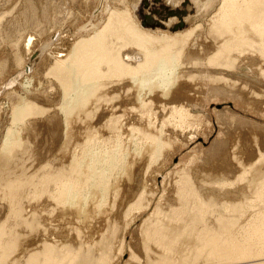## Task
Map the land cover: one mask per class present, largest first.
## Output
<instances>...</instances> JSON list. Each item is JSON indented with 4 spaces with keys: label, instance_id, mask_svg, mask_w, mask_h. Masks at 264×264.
Wrapping results in <instances>:
<instances>
[{
    "label": "rangeland",
    "instance_id": "rangeland-1",
    "mask_svg": "<svg viewBox=\"0 0 264 264\" xmlns=\"http://www.w3.org/2000/svg\"><path fill=\"white\" fill-rule=\"evenodd\" d=\"M221 2L222 0H0V264H23L24 261L28 262L27 257L34 255L36 251L39 253L43 250L44 253L42 248H48L50 251L54 248L50 256L52 262L54 258L57 260L54 259L52 264L58 261V264H74V262L78 264L79 261L81 264L84 261V264H95L98 260H101L102 264L105 262L160 264L161 261L163 264V260L167 262V259L168 264L184 262V264H223L225 261V264H230V261L231 264H235L236 262L232 261L238 262L236 258L242 259V257L238 252L235 253L236 255L233 253L237 248L233 246L236 250L233 251L232 245L228 246V249L231 248L232 253L235 256L238 254L240 258L232 257L234 259L232 260L230 256L228 257L231 259L226 257L232 254L228 253L231 250L224 248L229 241L232 244L231 240L234 239V245L236 241L239 240L238 243L242 241L241 246H245L248 240L252 241L253 245L256 244L257 237L261 236L257 234L264 229L262 226L263 228L258 229V232L257 226L253 224L256 223L261 227L264 221V54H257L264 39L262 42L260 40V43L259 37L252 33H248L245 38L239 28L237 29L238 25L229 28L233 29L236 26L230 30L231 32L229 30L225 32L226 25H222L221 18H218L221 24L217 21ZM181 9L185 13L181 15L183 19L179 20L174 12ZM168 11L171 14H166ZM113 12L114 16L122 12L123 15L118 14L122 22L118 19L120 23L115 22L116 26L110 22V25L116 28L109 31L106 28L105 32L109 34L105 37H110L112 40L119 36L115 40L128 42L129 46L126 44L124 49L125 44L113 39L111 43H115L109 45L111 51L108 49V52L111 53L108 55L113 52L115 56L112 54L108 62L107 60L105 62L113 66L115 59L121 58L118 62L123 61V64L129 67L126 66L128 69L126 67L125 69V65L120 63L113 67H105L107 65L102 61L100 71L104 74L99 73V79L96 78L95 86H98L94 89L96 91L83 104L84 107L75 104L77 107L74 105V112L69 115L63 108L73 94L66 99L62 98L63 89L59 86L57 74L53 75L56 72L54 70L60 60L68 59L71 48L78 38L92 36L90 34H94L93 31L102 29V26L108 23V16L114 14ZM127 12L130 19L137 22L140 28L152 33H159L162 29L161 24L164 25L165 30L171 28L169 30L171 32L187 31L195 25L199 27L187 41L191 45L186 46L182 51L183 55H180V60L172 72L171 77L175 79L169 85L161 83L162 85L157 86L156 83L152 86H139V83L131 78L135 73V76L137 73L140 74L133 66L141 62L142 54L138 51V44H135L137 49L134 48L133 44L137 43L136 36L132 37L133 35L127 33L130 29V25L125 24L126 18H129ZM163 15L165 17L162 18ZM152 16L158 21L157 25L147 27L143 21L150 20ZM215 16L216 18H213ZM172 21L174 24L171 23ZM211 21L214 25L220 24V27L212 26ZM121 23L127 26V34L123 31L126 27L122 29ZM180 23L184 24L182 29H173ZM211 27L215 28L214 31L213 28L210 29ZM117 28H120L117 30L118 34ZM121 29L125 34L120 33ZM218 29L222 32L217 31ZM236 30L241 37L237 35ZM110 31H115L113 32L115 36ZM214 32L218 33L214 34ZM231 34L238 38L236 42L235 36ZM213 35L217 37L214 38ZM251 35L255 37L252 38ZM125 36L131 37V40ZM242 37L246 40L241 39ZM247 39L250 40L248 43H246ZM138 41L140 43L139 38ZM130 42L133 43L132 46ZM228 42L232 43V46ZM247 44L250 45L246 48L240 46ZM113 46H117L119 52L124 54L116 53L117 49ZM218 48L222 52L216 51ZM217 52L223 53L220 54L221 56L215 55H218V59L213 57ZM117 54L120 56L117 57ZM209 57L211 61L208 60ZM116 65L123 68L118 67V70ZM59 67L60 64L57 68ZM153 80L152 82H158L156 79ZM20 103L29 105L32 114H28L24 121L14 125L11 113L16 106L22 105ZM66 114L69 116L67 117ZM10 125L18 132L16 133L19 139L14 143L15 145L3 149L5 134ZM155 142L160 144L161 149L158 147L157 150ZM113 153L117 154L119 161L116 167L106 173L109 175L106 180L108 183L105 185L106 192L105 186H103V194L101 190L92 193L93 188L89 192L90 190H87L90 188V182H87L89 177L85 174L86 176L82 175L80 178L76 176V171L81 168L80 170L85 172L86 169L83 170V167L88 166L89 157ZM97 169L101 170L99 167ZM74 179H79V191L84 198L87 196V199L83 198L81 202H84L81 204L82 214L73 207L70 209L66 201L62 200L65 199L62 198L64 196L62 191L71 182L76 183ZM84 181L86 184L83 183ZM199 199H203L202 202L206 200L207 203L204 202L202 205L201 201H197ZM195 203H200L198 205L201 209L210 204L212 206H208L207 214L206 208L201 210L198 205L195 207ZM197 206L200 211L195 210ZM234 208L238 211L233 210ZM229 210H233L232 213L234 215L236 213L237 217L240 214L238 222L232 219V216L228 217L232 214ZM198 211L199 213L204 211L206 220L202 218V213H197ZM192 213L199 214L196 216L197 219L195 215L192 217ZM260 214L263 216L262 220ZM219 215L222 216L223 221H226L221 220L223 224L227 223L226 227L230 228L225 230L226 233L221 221L219 222L224 228L218 225V220L221 219ZM198 216L204 219L202 222L205 224L199 222L201 219L197 221ZM192 218L196 219V223H202L203 227L202 224L193 223L195 221ZM229 218L232 220L231 223H234L233 230L231 223V227L228 224ZM259 219L261 224L258 222ZM190 223H193V226ZM218 227L225 235L218 232ZM243 227L247 229L248 234H252L249 235L250 237L247 233H243L246 231ZM199 228H203L202 232L203 230L207 232H203V238H206L205 234L209 237L211 231V236H215L213 240L216 246L217 244L223 246L221 247L223 255L216 256L214 249L209 250V246H213L214 243L210 239L211 236L210 240H203L200 238L202 233L199 235V240L202 239L205 245L208 244L207 249L203 246V242H197L196 235L200 233ZM154 229L159 230L156 231L159 235ZM230 230L233 236L229 233ZM149 233H152V236ZM259 234L263 236L262 242L258 238L260 243L256 245L263 254L264 248H260L264 246V231ZM216 235L223 239L224 236L229 235V241L221 238L218 241ZM230 236L233 238L230 239ZM195 240L196 244H194ZM172 241L174 245L177 244L173 246L175 248L171 245ZM206 241H210L211 245ZM46 243L51 244V247L48 245L46 247ZM199 243H202L205 250L201 246L202 249H199ZM248 243L246 245L251 247L248 249L252 251H250L252 256L253 254L255 256L258 248L252 245L253 253L252 246ZM167 244H170L171 249L166 251L165 249L169 248ZM261 244L263 245L260 247ZM145 246H148L147 249ZM195 247L199 249L198 252H206V256L203 258L204 252L201 254L196 252L197 250L194 251ZM215 249L220 253L216 247ZM207 252L212 253L211 255L215 254L213 255L216 256L215 259L209 256L212 261L217 257L219 260L210 263L208 258L209 262L205 261ZM194 253H198L199 256L196 254V257L199 260L193 259ZM258 253L257 259L261 256L264 261V256ZM40 255L42 254L39 253V257ZM220 255L224 258L222 259ZM71 256H75L72 263L69 259ZM252 256L250 260L256 258ZM248 257L243 258L244 261L240 259L238 263L247 262ZM62 259L66 260L63 262ZM155 260L160 262L157 263Z\"/></svg>",
    "mask_w": 264,
    "mask_h": 264
},
{
    "label": "bare ground",
    "instance_id": "bare-ground-1",
    "mask_svg": "<svg viewBox=\"0 0 264 264\" xmlns=\"http://www.w3.org/2000/svg\"><path fill=\"white\" fill-rule=\"evenodd\" d=\"M207 2V1H206ZM220 8H219V11H218V13H219V15H218V17H217V21H219L218 20V18L220 17L221 18V21H222V25H226L225 27H226V31H225V29H224V31L225 32H227L228 30H229V32H231L230 30H233L234 28H236V26H237V29L238 30H240L241 32H242V36H244L245 38H246V35H248V33H252V34H254L255 36L257 35L259 38V42H260V40H261V42H262V40L264 39L263 37H264V0H222V2H221V6H219ZM124 10H126V9H124ZM123 10V11H124ZM167 10V9H166ZM166 10H164V11H166ZM186 10V9H185ZM118 11V10H117ZM129 12V11H128ZM128 12H127V16L129 17V15H128ZM114 13V12H113ZM126 13V11L124 12V14ZM176 15H177V17H178V19L179 20H182L183 18L181 17V15L182 14H184L185 13V11L184 10H177V11H175L174 12ZM119 13H117L116 15L117 16H114L115 15V13L114 14H110V16H108L109 17V19H108V23H106V26H102L103 28L101 29L100 28V30H96V31H93V32H95L94 34L92 33V34H90V35H92V36H89V37H86L85 36V38L83 37V38H81V39H77L75 42V44L73 45V48H71L72 49V51H71V49L69 50V51H71V53H70V55H66L67 57H68V59H66V60H64V59H62V60H60L59 62V64H60V67L59 68H57L58 66H59V64H58V66L56 67V66H54V67H56L57 69H58V72H57V70H56V68H55V70H54V67H53V70L54 71H56V72H54L55 74H53V75H56L57 77V79H59V81H60V84H59V86H62L61 87V89H63V99H66V97H69V95L70 94H73L72 95V97H69V101H68V104H66V106H64L65 108H63L64 109V111L66 112V113H73L74 111V108L75 107H77L75 104H81V106L83 105V104H85L87 101H88V99H89V97L91 96V94L92 93H94L95 91H94V89H97V87L95 86L96 84H95V81H97L96 80V78H98L99 77V73L101 74L102 72L100 71V66L102 65L101 63H102V61H104V63H106L105 62V60H107V62H108V58H110L109 56H111L112 54H113V52H112V54H110V55H108L109 53H111L110 51V49H111V47L110 46H112V45H114V43H111V42H113V41H116L117 39V37L119 38V36H116V38L114 37L115 35V33H113V32H115V31H110L111 33H112V35H114V36H112L111 35V37H114V38H112V40H111V38L109 37V35H108V37L110 38H106L107 37V34H109L108 32L106 33L105 31L107 30V31H109V30H113V28H114V30H115V26L117 25V24H115V22L116 23H118L119 21H118V19H120V14H122V12L118 15ZM166 14H171V12H166ZM217 14V13H216ZM123 15V14H122ZM118 16H119V18H118ZM126 16V17H127ZM125 17V16H124ZM123 17V18H124ZM162 18L163 17H165V15H163V16H161ZM132 18V17H131ZM213 18H216V16L215 17H213ZM219 18V19H220ZM122 19V18H121ZM120 19V20H121ZM175 19V18H174ZM126 20H127V22L125 21V24H128V25H130V29H128V32H127V26H124L122 23V29H124V27H126V29L125 30H123V31H125V33L127 32L128 33V35H130V36H132V37H134V35L136 36V41H137V43H132L134 46V48H136V46L137 45H135V44H138V46H137V48H139V53H141L142 55V59H141V62H139V64H137V66H133V68H135V69H137V70H139L138 72L140 73V74H138L137 73V75L135 76V74H134V72H133V76L134 77H131V78H133V80H135V81H137L138 83H139V86L140 85H153V84H156L157 83V86H159V84L160 85H162L161 83H164V84H166V85H169L170 83H172L173 82V80L175 79V78H173V77H171L172 76V72H174V68H176V66H177V63L179 62L178 60H180L179 58H180V55H183V53H182V51L184 50V48L186 47V46H188L189 47V45H191V43L190 42H187L189 39H191L190 37H191V35H192V33L196 30V29H198L197 27H196V25H195V27L194 28H190L189 30L187 29V31H183V30H180V31H178V32H171V31H169V30H171V28L169 29V30H165V29H163V28H165L164 27V25L163 24H161V30H159L160 32L159 33H152V32H149V31H146V30H143L142 28H140V26L138 25V24H136L137 22H134V21H132V19H130V17L127 19L126 18ZM213 20V19H212ZM215 20V19H214ZM123 21H124V19H123ZM162 21V20H161ZM217 21H215V22H217ZM113 23L115 26L113 27V25H110L111 23ZM121 22H122V20H121ZM152 22H154L155 23V25H157V20L155 19L154 21H152ZM212 22V21H211ZM120 23V22H119ZM172 24H174V21H172L171 22ZM183 23V22H182ZM182 23H180L178 26H176V27H174L173 29H178V28H181L182 29V27H183V25L184 24H182ZM219 23L221 24V22L219 21ZM121 24H120V27H121ZM213 24V22L211 23V25ZM220 24H216L215 23V25L217 26H219ZM214 24L212 25V26H215ZM221 25V26H222ZM234 25H236L235 27H233V29H229V28H232V26H234ZM185 26H186V24H185ZM184 26V27H185ZM198 26V25H197ZM215 26V27H216ZM129 27V26H128ZM170 27H171V25H170ZM220 27V26H219ZM218 27V28H219ZM106 28H108V29H106ZM112 28V29H111ZM212 28L213 27H211L210 29L212 30ZM217 28V27H216ZM223 28V27H222ZM222 28H220V29H222ZM106 29V30H105ZM120 28H117L116 29V32H117V30H119ZM122 29H121V32L120 33H122L123 31H122ZM186 29V28H185ZM184 29V30H185ZM214 29L215 28H213V31H214ZM220 29H218L217 31H219ZM197 31V30H196ZM221 32H222V30H220ZM131 34H130V33ZM211 32V35H212V31H210ZM228 32V33H229ZM234 32H235V30L233 31V34H234ZM236 32H237V30H236ZM239 32V31H238ZM237 32V35L239 34ZM106 35H105V34ZM119 33V34H120ZM124 33V32H123ZM124 33V34H125ZM126 33V34H127ZM216 33H218V32H216ZM215 32H214V34H216ZM220 33V32H219ZM117 34H118V32H117ZM124 34H123V37H124ZM196 34V33H195ZM223 34V33H222ZM222 34H220L221 36H222ZM230 34V33H229ZM233 34H231V36H235V35H233ZM219 35V37H221ZM106 36V37H105ZM195 36V35H194ZM216 36V35H215ZM229 36V35H228ZM239 37H241V35H238ZM252 36V35H251ZM254 36V37H255ZM256 36V37H257ZM126 37V36H125ZM139 38V40H140V43H138L139 41H138V38ZM213 37H214V35H213ZM217 37V36H216ZM216 37H214V38H216ZM226 37V36H225ZM253 36H252V38H254ZM122 38V37H121ZM127 39H130L131 40V37L130 38H128V37H126ZM126 38L124 39V38H122V39H124V40H126ZM223 38V37H222ZM221 38V39H222ZM233 38V37H232ZM236 36H235V38H234V41L236 40ZM248 38V37H247ZM250 38V37H249ZM116 39V40H115ZM121 39V40H122ZM134 39V38H133ZM132 39V40H133ZM141 39H143L142 41H141ZM227 39V38H226ZM240 39V38H239ZM241 39H244L243 37L241 38ZM251 39V38H250ZM130 40H127V41H130ZM217 40V39H216ZM225 40V39H224ZM237 40H238V38H237ZM244 40H246V39H244ZM108 41H110V42H108ZM123 41V40H122ZM122 41L120 42V40L119 41H116V42H120V43H122ZM134 41V40H133ZM133 41H131V42H133ZM228 41H229V39H228ZM231 41V40H230ZM234 41H232V42H234ZM240 41H242V40H240ZM250 40H248L247 39V42L246 43H248ZM251 41H253L252 39H251ZM256 41V40H255ZM264 41V40H263ZM131 42H130V45L132 46V44H131ZM135 42V41H134ZM191 42H192V40H191ZM224 43H226L225 41H223ZM222 42V43H223ZM236 42V41H235ZM258 42V43H259ZM260 42V43H261ZM109 43H111V44H109ZM128 43V42H127ZM127 43H122L123 45H124V49L126 48L125 46H126V44ZM238 43V42H237ZM241 43V42H240ZM240 43H238V44H240ZM243 43H244V41H243ZM243 43H241V44H243ZM72 44V43H71ZM228 44H230V46H232L231 44L232 43H230V42H228ZM234 45L236 44V43H233ZM237 44V45H238ZM245 44V43H244ZM252 44V43H251ZM253 44H254V41H253ZM252 44V45H253ZM256 44H257V42H256ZM255 44V45H256ZM110 45V46H109ZM116 45V44H115ZM122 45V46H123ZM128 45V44H127ZM227 45V44H226ZM233 45V46H234ZM246 45V44H245ZM245 45H240V46H242V47H244V48H246V47H248V45H250V44H247V46H245ZM259 45V44H258ZM118 46V45H117ZM117 46L115 47V46H113V47H115V49H117ZM119 46H121V45H119ZM129 46V45H128ZM140 46V47H139ZM221 46H223L224 47V45L222 44ZM257 46V45H256ZM255 46V47H256ZM112 47V48H113ZM223 47H221V48H223ZM229 47V46H228ZM110 48V49H109ZM118 48H120L121 49V47H118ZM122 48V49H123ZM132 48V47H131ZM136 48V49H137ZM220 48V49H221ZM253 48V47H252ZM251 48V49H252ZM258 48H259V46H258ZM258 48H256V51H257V49ZM108 49L110 50L109 52H108ZM115 49H114V51H115ZM121 49V50H122ZM135 49V50H136ZM186 49V48H185ZM224 49H225V47H224ZM254 49V48H253ZM252 49V50H253ZM118 50V51H117ZM116 50V53L117 52H119V49H117ZM190 50V49H189ZM259 50H260V52L258 53L257 52V54H260V55H262V54H264V43H262L261 45H260V48H259ZM216 51H219V48L218 49H216ZM254 51H255V49H254ZM121 52V51H120ZM119 52V53H120ZM124 52H125V55H126V51L124 50ZM130 52V51H129ZM135 52V51H134ZM190 52V51H189ZM188 52V53H189ZM219 52H222L221 50L219 51ZM219 52H217V53H215L214 55H213V57H217V56H215L216 54H219V56H221L222 54L221 53H219ZM223 52H224V50H223ZM69 53V52H68ZM122 54H124L123 52H121ZM182 53V54H181ZM187 53V54H188ZM132 54V53H131ZM131 54H129V56L131 55ZM187 54H185V55H187ZM221 54V55H220ZM125 55H123L124 57H125ZM137 55V54H136ZM63 56V55H62ZM113 56H115V54H113ZM117 57L118 56H120V54L118 55H116ZM127 56H128V54H127ZM264 56V55H263ZM60 57V56H59ZM106 57H107V59H106ZM122 57V56H121ZM116 58V57H115ZM115 58H113V60L115 59ZM132 58L133 57H131V60H132ZM138 60H140L138 57H136ZM210 58L211 57H209V59L208 60H210ZM220 58V57H219ZM262 58V57H261ZM264 58V57H263ZM59 59V58H58ZM112 59V58H111ZM110 59V60H111ZM118 59V58H117ZM117 59H115L117 62L119 61V59L121 60V58H119L118 60ZM125 59H126V57H125ZM128 59H129V57H128ZM215 59V61H216V58H214ZM217 59H218V57H217ZM226 59V58H225ZM224 59V60H225ZM114 60V61H115ZM123 60H124V58H123ZM135 61H136V59H134ZM114 61L112 62V61H110V62H112V63H114ZM115 61V64H119L120 62H116ZM125 61V60H124ZM211 61V60H210ZM215 61H213V63L215 62ZM218 61V60H217ZM221 61V60H220ZM227 61V60H226ZM122 63H120V64H122V65H125L124 66V68L127 66V64H123V61H121ZM127 63H128V61H126ZM208 62V61H207ZM224 62V61H223ZM222 62V63H223ZM56 63H58V62H56ZM209 63H212V62H209ZM221 63V62H220ZM101 64V65H100ZM109 65H107V63H106V65L107 66H105L104 64H103V66L102 67H109V66H111L110 65V63H108ZM114 64V65H115ZM119 64V65H120ZM135 64V63H134ZM55 65H57V64H55ZM113 65V64H112ZM113 65V66H114ZM118 65V67L120 68L121 66H119ZM131 65V64H130ZM221 65V64H220ZM113 66H111V67H113ZM101 67V68H102ZM110 67V68H111ZM115 67H117V65L115 66ZM114 67V68H115ZM117 67V68H118ZM127 67H129V65L127 66ZM126 67V68H127ZM137 67V68H136ZM116 68V69H117ZM119 68H118V70H119ZM121 68H123V66L121 67ZM125 68V69H126ZM131 68H132V66H131ZM132 68V69H133ZM109 69V68H108ZM112 69V68H111ZM110 69V70H111ZM128 69V68H127ZM53 70H51V71H53ZM116 71L115 70V72H120V71ZM137 70H135V71H137ZM112 71H114V69L112 70ZM134 71V70H133ZM130 72H131V70H130ZM102 74H104V73H102ZM117 74V73H116ZM120 74H122V73H120ZM101 77H103V75H100ZM100 77V78H101ZM56 79V80H57ZM99 79V78H98ZM153 79H156V80H158V82L157 81H155V82H152V80ZM58 80H57V82H59ZM154 81V80H153ZM136 83V82H135ZM163 84V85H164ZM97 85H99V84H97ZM138 85V84H137ZM134 86H136V85H134ZM139 86H138V88H139ZM151 86H150V88H151ZM96 87V88H95ZM146 87V86H145ZM149 87V86H148ZM140 88H142V87H140ZM62 91V90H61ZM138 97V96H137ZM62 99V100H63ZM25 103H26V101H24ZM20 104H22V103H20ZM31 104V103H30ZM64 104V103H63ZM74 105H75V107H74ZM35 107V106H34ZM33 107V108H34ZM82 107H84V105L82 106ZM14 108V107H13ZM78 109H80V106H79V108ZM34 110V109H33ZM62 110V109H61ZM76 110H77V108H76ZM82 110V109H81ZM31 109L29 108V105L28 106H26V105H24V104H22V105H20L19 107H17L16 106V108L15 109H13V112L11 113V116H12V120H13V123H14V125L16 124L17 125V122H22V121H24L25 120V117L29 114L30 115V113H31ZM63 111V112H64ZM80 111V110H79ZM78 111V112H79ZM34 113V112H33ZM32 114V113H31ZM70 115V114H69ZM68 115V116H69ZM66 116H67V114H66ZM67 116V117H68ZM66 120V119H65ZM67 121V120H66ZM12 123V122H11ZM12 123V124H13ZM23 124V123H22ZM11 127V128H10ZM19 127V126H18ZM19 131V130H18ZM17 131H15V129L10 125L9 126V128H8V130H7V132H6V134H5V138H4V146H3V149L5 148V149H8V147L10 146V145H12V144H14L15 142H18V132L16 133ZM158 138V137H157ZM152 139V138H151ZM153 143V142H152ZM155 143H157V142H155ZM21 144V143H20ZM20 144H18L19 146H20ZM15 145V144H14ZM16 145H17V143H16ZM153 146H156V145H153ZM13 147V146H12ZM11 147V148H12ZM15 147H17V146H15ZM14 147V148H15ZM158 147L161 149V146H160V144L159 143H157V150H158ZM2 148V147H1ZM10 148V147H9ZM16 149V148H15ZM17 149H19V147H17ZM152 149H155V147L153 148L152 147ZM160 149H159V151H160ZM14 150V149H13ZM6 151H8V150H6ZM10 151V150H9ZM8 151V152H9ZM11 151H12V149H11ZM17 151V150H16ZM156 151V150H155ZM3 152H4V150H3ZM7 152V153H8ZM18 152V151H17ZM88 152V151H87ZM97 153V152H96ZM158 153V152H157ZM156 152H155V154H157ZM13 155V154H12ZM90 155V154H89ZM89 155H87V156H89ZM93 155V154H92ZM92 155H90V156H92ZM95 155V154H94ZM117 155V154H116ZM114 153L113 154H107V155H96V156H92V157H89V161H88V166H86V167H88V169L86 168V167H83L82 169L83 170H85V172L84 171H81L80 169H78L76 172H77V175L76 176H78V177H80V176H82V175H84V176H86L87 175V177H89L86 181L90 184H88L89 186H90V188L89 189H87L88 191L90 190V189H92L93 188V190H92V193H94L95 191H97V190H104L105 188H106V183H108V181L106 182V180H107V176H109V175H107L106 173H107V171L109 170V169H111V168H114V166L116 167V165H117V163H118V158H117V156H116ZM9 158H11V157H9ZM76 159V158H75ZM84 159H85V157H84ZM4 162V161H3ZM78 162V161H77ZM85 162V161H84ZM87 162V161H86ZM72 163H73V161H72ZM76 163V162H75ZM74 164V163H73ZM72 164V165H73ZM82 164V163H81ZM5 165V164H4ZM84 165V164H83ZM128 166V165H127ZM72 167H74V166H72ZM75 167H77L76 165H75ZM74 167V168H75ZM79 167V166H78ZM82 167V166H81ZM101 168V170L100 171H98V169L97 168ZM69 168V167H68ZM70 168H71V166H70ZM77 169V168H76ZM75 169V170H76ZM112 170V169H111ZM126 170V169H125ZM72 171H74V169L72 170ZM67 172V171H66ZM75 172V173H76ZM109 172V171H108ZM72 173V172H71ZM86 174V175H85ZM73 175H75V174H73ZM57 177V176H56ZM72 177V176H71ZM70 177V178H71ZM75 177V176H74ZM73 177V178H74ZM86 177V178H87ZM67 178V177H66ZM77 178V177H76ZM81 178V177H80ZM83 179V178H82ZM75 180V182L76 183H70V184H68V186L67 187H65V189H64V187H63V189H64V191H62V192H64V196H62V198H64L65 197V199H62L63 200V202H64V200L66 201V203L68 204V206H70V209H71V207H73L74 208V210H78L81 214H82V212H83V205H81V204H84V202L83 203H81L82 202V199L84 198V195H82L81 193L82 192H80L79 191V184L80 183H78V181H79V179H74ZM264 181V180H263ZM67 182V181H66ZM70 182V181H69ZM64 183V182H63ZM83 183H85L86 184V182L84 181ZM76 184V185H75ZM85 184H84V186H85ZM63 185V184H62ZM261 185H263L262 183H261ZM82 186V185H81ZM88 186V187H89ZM103 186H105L104 187V189H103ZM264 186V185H263ZM86 187V186H85ZM61 188H62V186H61ZM82 188H83V186H82ZM191 188V187H190ZM261 189H263L262 188V186H261ZM185 190V189H184ZM264 190V189H263ZM262 190V191H263ZM82 191V190H81ZM260 191V190H259ZM61 192V191H60ZM61 192V193H62ZM84 192V191H83ZM89 192H91V190L89 191ZM100 192V191H99ZM103 192L104 191H102V194H103ZM105 192H106V189H105ZM85 193V192H84ZM63 194V193H62ZM88 194V193H87ZM86 194V195H87ZM90 194V193H89ZM100 194V193H99ZM61 195V194H60ZM196 195V192H195V194H194V196ZM93 196V195H92ZM190 196V195H189ZM198 196V195H197ZM90 197V195L88 196V198ZM185 197V196H184ZM259 197V196H258ZM189 198V197H188ZM187 198V199H188ZM191 198H193V196L191 197ZM198 198V197H197ZM53 199V198H52ZM85 200L87 199V196L84 198ZM196 199V198H195ZM263 199V198H262ZM61 200V199H60ZM201 200H203V199H201ZM200 199L199 200H197V201H201ZM84 201V200H83ZM197 201H196V203H197ZM192 202V201H191ZM202 202V201H201ZM204 202L205 203H207L206 202V200H204ZM204 202H202V205H203V203ZM251 202V201H250ZM195 203V207H196V205H200V203H198V204H196ZM264 203V202H263ZM89 204V203H88ZM191 204V203H190ZM259 204V203H258ZM66 205V204H65ZM99 205V204H98ZM198 205V206H199ZM201 205V206H202ZM208 205V204H207ZM206 205V206H207ZM211 205V204H210ZM210 205H208L209 207H210ZM249 205V204H248ZM253 205V204H252ZM262 205V204H261ZM67 206V208H69ZM82 206V207H81ZM197 206V209L195 208V210H199V207ZM208 206L207 207H204L203 206V209L204 208H206V209H208ZM212 206V205H211ZM238 206V205H237ZM250 206V205H249ZM257 206V205H256ZM252 207V206H251ZM66 208V207H65ZM232 208H233V206H232ZM232 208H230L229 207V209H232ZM264 208V207H263ZM69 209V210H70ZM200 209H201V207H200ZM203 209H201V210H203ZM205 209V212L207 211H209V209L208 210H206ZM226 209H228V207L226 208ZM250 209V208H249ZM262 209V208H261ZM233 210H237L236 208H234ZM233 210L231 211V210H229L231 213L233 212ZM240 210V209H239ZM78 211H77V213H78ZM200 211V210H199ZM199 211L197 212V213H199ZM224 211V210H223ZM238 211V210H237ZM252 211V210H251ZM254 211V210H253ZM68 212V211H67ZM191 212V210L189 211V213ZM193 212H194V209H193ZM206 212V213H207ZM210 212H211V209H210ZM209 212V213H210ZM212 212H214V210L212 209ZM244 212V211H243ZM256 212V211H255ZM257 212H259V210L257 211ZM76 213V212H75ZM79 213V214H80ZM203 214L204 213V211H202V212H200L199 214ZM235 213V212H234ZM186 214V213H185ZM193 214V216L192 217H194V215L196 214V212H195V214L194 213H192ZM199 214H197V215H199ZM208 214V213H207ZM215 214V213H214ZM230 214V213H229ZM233 214V213H232ZM229 215L228 217H231L232 216V219H235L236 221H237V219H238V217H239V215H238V217L236 216V213H235V215L233 216V215ZM238 214V213H237ZM251 214V213H250ZM264 214V213H263ZM197 215H195V218L197 219ZM255 215V214H254ZM261 215V214H260ZM259 215V216H260ZM202 216V215H201ZM217 216V215H216ZM222 216H223V214H222ZM222 216L220 217V215H219V217L221 218H219L220 220H218V222L219 221H223V219H222ZM227 216V215H226ZM251 216V215H250ZM258 216V217H259ZM264 216V215H263ZM262 215L260 216L261 217V220H262V217H263ZM199 217V216H198ZM205 218V215L203 214V216H202V218ZM218 217V216H217ZM216 217V218H217ZM234 217V218H233ZM235 217H237V218H235ZM252 217V216H251ZM264 218V217H263ZM193 220H194V218H192ZM192 219H190L191 221L190 222H192ZM195 219V220H196ZM201 218L199 217L198 218V220L197 221H199ZM214 219V218H213ZM212 219V220H213ZM230 219V221H229V225H230V223H231V218H229ZM194 220V221H195ZM205 220H206V218H205ZM216 220V219H215ZM235 220H233V221H235ZM239 220V219H238ZM257 220H258V218H257ZM257 220H254V221H256L257 222ZM187 221V220H186ZM185 221V222H186ZM189 221V220H188ZM202 221H204V219L202 220H200L199 222H202ZM221 221V222H222ZM236 221H235V223H236ZM253 221V222H254ZM213 222V221H212ZM221 222H219L218 223V225L220 226V225H222L223 224V222H226V221H223L222 222V224H221ZM238 222V221H237ZM260 224H261V222H260V219H259V221H258ZM257 222V223H258ZM193 223H195V224H198V223H196V221L195 222H193ZM192 223V224H193ZM203 224H205L204 222H202ZM202 223H200V224H202ZM217 223V222H216ZM215 223V224H216ZM251 223H252V220H251ZM258 223V224H259ZM156 224V223H155ZM191 224V223H190ZM191 224V225H192ZM200 224H198V225H200ZM203 224H202V227H203ZM226 225H227V223H225ZM225 224H223L224 226H225V229H223L224 230V233H226L225 232V230L227 229V228H229V227H226V225ZM233 222L231 223V225H232V230H233ZM247 224V223H246ZM250 224V223H249ZM253 224H255V227L257 228V231H258V229L260 230L261 228H263L264 227V221H263V224L261 225V227H259L260 225H256V223H253ZM253 224H250V225H253ZM189 225V224H188ZM211 225V224H210ZM222 225V226H223ZM228 225V226H229ZM231 225H230V227H231ZM242 225V224H241ZM248 225V224H247ZM246 225V226H247ZM193 226V225H192ZM192 226H191V228H192ZM213 226V225H212ZM220 227V228H224V226L223 227ZM234 226H236V225H234ZM254 226V225H253ZM263 226V227H262ZM169 227V226H168ZM190 227V226H189ZM201 227V226H200ZM205 227V226H204ZM209 227V226H208ZM215 227H217V226H215ZM245 227V226H244ZM244 227H243V229H244ZM250 227V226H249ZM259 227V228H258ZM194 228V227H193ZM205 228H207V227H205ZM204 228V229H205ZM210 228V227H209ZM208 228V229H209ZM213 228V227H212ZM252 228V227H251ZM256 228H254V231H255V229ZM156 229V228H155ZM154 229V230H155ZM158 229H159V227H158ZM195 229V228H194ZM193 229V231H195ZM203 228H199V230L198 231H200V233L199 234H197L196 235V238L198 239V241L197 242H200L202 239H200L199 240V235L201 236L200 238H203L202 237V235H203V232H204V230H203V232L201 231ZM216 229V228H215ZM214 229V230H215ZM218 230H216V231H218V232H221L220 231V229H219V227L217 228ZM230 229V228H229ZM253 229V228H252ZM251 229V230H252ZM164 230V229H163ZM185 230V229H184ZM190 230H192V229H190ZM210 230L212 231V229L210 228ZM228 230V229H227ZM246 230V231H245ZM248 230H249V228H248ZM263 231H264V229H262ZM260 231L261 233L263 232V231ZM156 231H159V230H155V233H156ZM187 231V230H186ZM185 231V232H186ZM205 231H208L209 232V230H206L205 229ZM211 231H210V236H211ZM215 231V232H216ZM243 231V230H242ZM241 231V232H242ZM244 231L245 232H243V233H247V229H244ZM254 231H252V232H254ZM257 231H255V233H257ZM150 232H151V230H150ZM163 232V231H162ZM214 232V235L216 234ZM217 232V233H218ZM230 232H232L231 230L229 231V233ZM259 232V231H258ZM259 232V233H260ZM159 232H157L156 234H158ZM182 233V232H181ZM183 233H184V231H183ZM186 233H188V232H186ZM197 233V232H196ZM195 233V234H196ZM204 233H207V232H204ZM213 233V232H212ZM222 233V232H221ZM219 234L220 236H222V234ZM249 233V232H248ZM247 233V234H248ZM255 233H253V235L255 234ZM257 234V235H261L260 236V238L259 237H257V239L259 238L260 240H261V238L263 237L262 236V234ZM150 235L152 234V233H149ZM161 234V233H160ZM164 234V233H163ZM209 234V233H208ZM228 234V233H227ZM231 234V233H230ZM229 234V235H230ZM241 234V233H240ZM239 234V235H240ZM247 234H244V235H247ZM154 235V234H153ZM159 235V234H158ZM188 235H190V234H188ZM192 235H193V233H192ZM206 236V238H203V240H208L209 239V237L207 236V234H205ZM219 235H216V237L218 236V241H220L219 240V238H221ZM223 235H225V234H223ZM229 235L228 236H224V238L225 239H223V238H221V240L223 239V240H227L228 239V237H229ZM232 236H233V233L231 234ZM243 235V234H242ZM251 236L252 234H248V236ZM152 236V235H151ZM163 236V235H162ZM162 236H160V237H162ZM232 236H230V239L231 238H233ZM248 236H247V238H248ZM249 236V237H250ZM255 236V235H254ZM253 236V237H254ZM147 237L148 238H150V236L149 235H147ZM154 237V236H153ZM159 237V238H160ZM195 237V236H194ZM208 237V238H207ZM212 237V238H211ZM210 237V239H212L213 240V238L215 237H213V236H211ZM223 237V236H222ZM244 237H246V236H244ZM252 237V238H253ZM157 238V237H156ZM164 238H165V236H164ZM235 238V237H234ZM242 238H243V236H242ZM241 238V239H242ZM158 239V238H157ZM161 239V238H160ZM169 239V238H168ZM183 239V238H182ZM194 239V238H193ZM209 239V240H210ZM237 239V238H236ZM240 239V238H239ZM250 239V238H249ZM254 239H256V237L254 238ZM256 239V244L257 243H260V242H262V240L260 241V242H258V240ZM264 239V238H263ZM149 240V239H148ZM170 240H172V239H170ZM169 240V241H170ZM174 240V239H173ZM181 240V239H180ZM179 240V241H180ZM215 240H216V238H215ZM238 240V239H237ZM243 240V239H242ZM246 240H248V239H246ZM251 240V239H250ZM156 241H158V240H156ZM166 241V240H165ZM165 241L163 242L164 244H165ZM169 241H168V243H169ZM188 241V240H187ZM190 241V240H189ZM188 241V242H189ZM229 241V239L227 240V242ZM232 241V244L231 243H227V242H225V243H227V246H225L224 248H227L228 249V246H230V245H232V250L233 251H236V252H233L234 254L235 253H237L238 252V254H240L239 256L240 257H242V259L238 256V254H237V256L241 259V260H243V258H247L248 256V260H249V262H248V260H247V262L249 263V264H253L254 262H257V264H264V261H262L263 260V258H261V256H260V258L259 259H257L258 257L256 256V254L258 253V251H259V253H260V250H259V248L257 247L258 245H256V247L258 248V251H257V248L255 249V251H257L256 252V254H255V256H254V254H253V256H252V251L251 250H249L248 248H250L251 249V247H248L246 244L248 243V241H247V243L245 244V246H241L240 245V243H243L242 241L240 242V243H238V241H236L235 243V245H234V243H233V241H234V239L233 240H231ZM244 241V240H243ZM177 242V241H176ZM186 242V241H185ZM194 242V241H193ZM192 242V243H193ZM196 242V240H195V242H194V244H196L197 243ZM201 242H203V246L204 247H206L207 245H205L204 244V242L205 241H201ZM206 242H210V241H206ZM213 242H214V240H213ZM224 241H222V243H223ZM250 243H251V245L248 243V245H250V246H252L253 244H252V241H249ZM155 243H157V242H155ZM162 243V245H164ZM167 243V242H166ZM179 243V242H178ZM221 243V244H222ZM253 243H254V240H253ZM159 244V243H158ZM186 244H188V243H186ZM200 244V245H199ZM199 244H197V246L199 245V247L201 246L202 248H203V250H205L204 249V247L202 246V243H199ZM210 244V243H209ZM215 244V245H214ZM263 244H264V241H263ZM263 244H261V245H259L260 247L263 245ZM45 245V244H44ZM47 243H46V247H47ZM51 245V244H50ZM50 245H48V246H50ZM166 245V244H165ZM169 245V246H168ZM172 247L173 246H175V245H177V244H173V241H172ZM180 245H183V244H180ZM211 245V244H210ZM213 246H209V250H210V248L211 249H214V251H215V253H217L216 254V256H219V254H224L223 253V251H222V249L223 248H221V247H223V246H220V245H218L217 244V246L219 247H217L216 246V243L214 242L213 244H212ZM225 245V244H224ZM255 245H253L254 246V248H255ZM167 246L169 247V248H167V249H165L166 251L167 250H169V249H171L170 248V244H167ZM233 246H236L235 247V249L236 250H234L233 248ZM253 246H252V249H253ZM43 247H45V246H43ZM51 247V246H50ZM148 247V246H147ZM147 247L145 246V248L147 249ZM164 247V246H163ZM162 247V248H163ZM198 247V248H199ZM199 248V249H202V248ZM208 247V246H207ZM207 247H206V249H207ZM214 247V248H213ZM215 247L219 250V252L220 253H218V251L215 249ZM231 247V246H230ZM165 248V247H164ZM173 248H175V247H173ZM196 249L194 250V251H196L197 250V247H195ZM220 248H221V251H220ZM264 248V246H262V248H260V249H263ZM42 249H44V253H42L43 252V250H42V252H39V253H41L42 255H40L41 257H39V253H38V251H36L35 252V254L34 255H32L31 254V256L29 257H27L28 259H26V261H28V262H25L24 261V263L23 264H47L48 262H50V264H52L53 262H54V259H56V258H54L53 259V262H52V256H50V255H52V253H51V251L52 250H54V248H51L52 250L50 251V249H48V248H42ZM198 249V250H199ZM227 249H225L226 251H227ZM164 250V251H165ZM193 250V249H192ZM198 250L196 251V252H198ZM228 250H231V248L230 249H228ZM232 250L230 251V252H228L229 254H231L232 253ZM264 250V249H263ZM262 250V251H263ZM171 251V250H170ZM193 251V252H194ZM202 251V250H201ZM217 251V252H216ZM251 251V252H250ZM28 252V251H27ZM54 252V251H53ZM200 252V251H199ZM198 252V253H199ZM203 252L204 251H202V252H200L201 254H203ZM211 252V251H210ZM210 252H207V258L205 257V261H207V259L209 258L210 259V263L212 262L213 263V261L211 260V258L209 257L212 253H210ZM225 252V251H224ZM264 252V251H263ZM30 253V252H29ZM32 253V252H31ZM38 253V254H37ZM65 253V252H64ZM168 253V252H167ZM198 253H194V256H195V258L193 257V255H191L192 257H193V259L195 260V261H197V259H198V257H196L197 255H198ZM208 253H209V255H208ZM227 253V254H228ZM232 253V254H233ZM249 253H251L250 255L252 256V257H256V258H254V260H250L251 259V256L249 255ZM253 253H254V249H253ZM258 253V254H259ZM37 254V255H36ZM54 254H56V252H54ZM58 254V253H57ZM148 254V253H147ZM193 254V253H192ZM197 254V255H196ZM204 254L205 255H203V258H204V256H206V252H204ZM226 254V253H225ZM226 254V255H227ZM232 254L231 255H227L226 257H228V256H230L231 258L233 257V258H236L237 256H235L234 254V256H232ZM79 255V254H78ZM89 255V254H88ZM100 255V254H99ZM98 255V256H99ZM213 255H215V254H213ZM213 255H211L214 259H215V257L216 256H213ZM247 255V256H246ZM259 255H263L264 256V253L263 254H259ZM258 255V256H259ZM59 256V255H58ZM57 256V257H58ZM75 256H76V254H75ZM74 256V257H75ZM80 256V255H79ZM87 256V255H86ZM91 256V255H90ZM89 256V257H90ZM165 256V255H164ZM167 256V255H166ZM185 256H186V254H185ZM188 256V255H187ZM199 256V255H198ZM202 256V255H201ZM200 256V257H201ZM53 257H54V255H53ZM59 257H61V255L59 256ZM65 257H66V255H65ZM65 257H63V258H65ZM73 256H71L69 259L71 260V263H72V259L74 258ZM77 257V256H76ZM81 257V256H80ZM85 257V256H84ZM101 257H103V256H101ZM162 258H164L163 256H161ZM191 257V258H192ZM220 257H221V255H220ZM230 257H228V258H230ZM68 258H66V259H68ZM82 258V257H81ZM85 258H87V257H85ZM91 258V257H90ZM105 258V257H104ZM180 258H182V257H180ZM187 258V257H186ZM222 258V257H221ZM224 258V257H223ZM222 258V259H223ZM230 258V259H231ZM232 258V260H234ZM59 259V258H58ZM66 259H62L61 261H65ZM75 259V258H74ZM76 259H78V258H76ZM97 259H99V257L97 258ZM101 259V258H100ZM161 259V258H160ZM159 259V260H160ZM188 259H189V257H188ZM192 259V260H193ZM208 259V260H209ZM217 259L219 260V257H217L216 258V260L215 261H217ZM226 259V258H225ZM224 259V260H225ZM240 259H237L236 258V260H238V262L240 261ZM253 259V258H252ZM256 259V260H255ZM57 260V259H56ZM55 260V261H56ZM60 260V259H59ZM70 260H69V262H70ZM82 260H83V258H82ZM162 260V259H161ZM160 260V261H161ZM182 260V259H181ZM190 260V259H189ZM193 260V261H194ZM199 260V259H198ZM245 260V261H246ZM68 261V260H67ZM66 261V262H67ZM79 261V260H78ZM84 261V260H83ZM106 261V260H105ZM156 261V260H155ZM160 261H156L157 263H159ZM169 260L167 259V262H168ZM182 261H184V260H182ZM181 261V262H182ZM192 261V262H193ZM194 261V262H195ZM204 261V260H203ZM214 261V262H215ZM221 261V260H220ZM219 261V262H220ZM223 261V260H222ZM228 262H229V259L227 260ZM244 261V260H243ZM242 261V263L240 262V263H238L237 261H232L233 263L234 262H236V263H238V264H243L244 262ZM259 261V262H258ZM52 262V263H51ZM59 262V261H58ZM58 262L57 263H54V264H58ZM65 262V263H66ZM77 262V261H76ZM93 262V261H92ZM103 262H104V260H103ZM156 262H154V263H156ZM166 261H164L163 260V264H168ZM207 262H209V261H207ZM226 262V261H225ZM225 262L223 263V264H225ZM247 262H245L244 264H248ZM78 263V262H77ZM79 263H80V261H79ZM78 263V264H79ZM85 263V261L83 262V264ZM95 263V262H94ZM102 264V262H101V260H98L95 264ZM106 264H107V262H105ZM105 263H103V264H105ZM161 263H162V261H161ZM160 263V264H161ZM179 263V262H178ZM185 263V262H184ZM183 263V264H184ZM235 263V264H236ZM59 264H61V263H59ZM74 264H75V262H74ZM81 264V263H80ZM92 264V263H91ZM169 264H171V263H169ZM174 264V263H173ZM219 264H221V263H219ZM227 264H229V263H227ZM230 264H231V261H230ZM255 264V263H254Z\"/></svg>",
    "mask_w": 264,
    "mask_h": 264
},
{
    "label": "water",
    "instance_id": "water-1",
    "mask_svg": "<svg viewBox=\"0 0 264 264\" xmlns=\"http://www.w3.org/2000/svg\"><path fill=\"white\" fill-rule=\"evenodd\" d=\"M144 1H146V0H144ZM148 2V1H147ZM137 10V9H136ZM136 13H138L139 14V12H137L136 11ZM153 17V16H152ZM151 17V19L150 20H148V21H143V22H145L146 23V25H147V27H153L154 25H155V23L154 22H152V21H154L155 20V18L153 17L152 18Z\"/></svg>",
    "mask_w": 264,
    "mask_h": 264
}]
</instances>
